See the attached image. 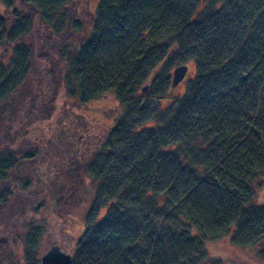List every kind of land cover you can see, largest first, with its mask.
Segmentation results:
<instances>
[{"label": "trees", "instance_id": "16d2710c", "mask_svg": "<svg viewBox=\"0 0 264 264\" xmlns=\"http://www.w3.org/2000/svg\"><path fill=\"white\" fill-rule=\"evenodd\" d=\"M72 2L0 0L11 15H0L1 103L22 96L31 59L49 66L48 89L33 99L30 117L0 132V179L19 162L10 148L51 118L67 73L80 104L113 93L120 110L80 163L94 198L71 264H227L209 258L206 245L230 234L237 247L261 246L264 206L255 196L264 180V0H214L200 10V0H99L90 36L65 67L45 34L67 31ZM9 46L11 68L3 60ZM189 62L194 75L184 94L167 96L173 70ZM145 86L155 104L143 96ZM70 150L58 151L60 164L78 161ZM36 244L29 235L17 263L39 264ZM258 256L264 263V248Z\"/></svg>", "mask_w": 264, "mask_h": 264}, {"label": "rangeland", "instance_id": "374dc122", "mask_svg": "<svg viewBox=\"0 0 264 264\" xmlns=\"http://www.w3.org/2000/svg\"><path fill=\"white\" fill-rule=\"evenodd\" d=\"M212 1L214 0H200L199 10ZM98 3L99 0H73L64 10L67 31H63L61 38L55 39H49L46 32L51 52L55 57L59 56L62 66H67L72 55L90 36ZM0 15H10L4 12L1 3ZM33 33L31 30L27 37L28 46L31 45ZM4 48L1 47L0 53ZM12 50L13 46L6 50L4 67L11 68L8 65ZM29 66L28 76L22 82L24 86L19 90L22 96L13 104L10 100L3 102L6 104L5 114H10L8 109L11 106H14V110L11 109L12 113L7 116L8 123H0V132H7L9 124L14 128L21 126V122H11L29 118L33 99L37 100L39 94L43 97V92L48 89V64L43 60L31 59ZM186 67L185 78L167 96L179 97L184 94L187 81L194 75L193 62H189ZM64 79L63 88L56 99L55 111L49 121L34 124L10 148L12 159L19 162L7 171L6 177L0 179V264H19L16 260L17 253L31 234L37 240L34 255L36 260L39 261L52 246H58L64 253L71 255L75 239L84 230V221L94 198V189L80 163L83 157L87 158L103 143L116 124L120 110L113 93L105 94L84 105L80 104L74 93V78L66 73ZM143 96L149 103L155 104V91H147ZM35 105L34 103V107ZM151 126L152 123L148 125ZM66 145L77 156V162L60 164V159L57 158L63 159L65 156L57 154ZM7 187L11 191L6 204L2 205V194ZM255 197L256 204L264 206V180L256 185ZM104 212L103 209L100 214L103 215ZM230 237L231 234L219 241L208 243V257L221 259L227 264H264L258 256L264 248V242L261 246L240 248L232 244Z\"/></svg>", "mask_w": 264, "mask_h": 264}, {"label": "water", "instance_id": "95a60500", "mask_svg": "<svg viewBox=\"0 0 264 264\" xmlns=\"http://www.w3.org/2000/svg\"><path fill=\"white\" fill-rule=\"evenodd\" d=\"M186 73V66L174 69L170 83L171 88L177 87L185 78ZM146 90L147 86L142 89L143 92ZM39 264H71V256L64 253L58 246H52L40 257Z\"/></svg>", "mask_w": 264, "mask_h": 264}, {"label": "flooded vegetation", "instance_id": "af4514ba", "mask_svg": "<svg viewBox=\"0 0 264 264\" xmlns=\"http://www.w3.org/2000/svg\"><path fill=\"white\" fill-rule=\"evenodd\" d=\"M24 81V80H23ZM23 83H21V85H22ZM22 86H24V85H22ZM20 98V97H19ZM26 102H28L29 103V100H27ZM1 103V102H0ZM28 103H26L27 105V109H28V107H29V105H30V103H29V105H28ZM12 104V103H11ZM18 105V104H17ZM5 107H6V104H4V103H1V105H0V118H7V116H9L12 112H11V109L12 110H14V106L12 107L11 106V109H10V107H9V111L8 112H10V114H5L6 112H4V110H5ZM30 108V107H29ZM29 110V109H28ZM29 113H30V110H29ZM13 115V114H12ZM18 117H21V116H18ZM8 118H10V117H8Z\"/></svg>", "mask_w": 264, "mask_h": 264}]
</instances>
